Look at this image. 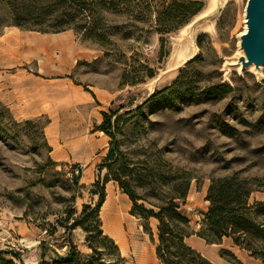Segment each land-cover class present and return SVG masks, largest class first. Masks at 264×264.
<instances>
[{
  "label": "rangeland",
  "instance_id": "1",
  "mask_svg": "<svg viewBox=\"0 0 264 264\" xmlns=\"http://www.w3.org/2000/svg\"><path fill=\"white\" fill-rule=\"evenodd\" d=\"M54 1L42 7L48 12L44 25L71 28L42 33L13 25L9 7L0 0V36L13 35L8 49L21 47L22 52V59L0 64V93L37 75L39 64L45 67L40 97H0L7 108L0 105V250L15 262L10 252L18 253L25 264L51 261L65 254L70 242L89 253L85 231L78 226L68 232L61 222L70 209L76 216L84 203H96L94 182L99 179L104 201L110 195L118 208H125L123 264H139L134 243L146 246L150 264H161L155 254L158 220L131 217L132 202L118 183L104 182L107 171L98 164L110 138L97 126L102 112L118 111L121 149L138 172L154 169L149 181L166 183L170 169L190 173L186 202L178 203L194 231L200 230L208 208L205 195L212 177L237 173L264 185V66L259 72L238 69L247 56L239 42L248 0H200L203 8L187 26L162 35L167 51L162 59L161 35L151 22L134 19L145 15L89 18L86 27L104 35L99 43L84 38V28L75 30L88 13L89 0ZM258 22L264 33V0ZM175 50L183 57L178 59ZM124 71L139 82L122 84ZM222 83L232 91L204 94L208 86ZM165 88L170 89L157 94ZM74 164L82 169L77 182L68 174ZM144 185L136 188L138 194L161 191ZM253 196L264 200V192ZM197 238L193 234L188 245ZM206 245L210 251L204 255L214 264H262L230 238Z\"/></svg>",
  "mask_w": 264,
  "mask_h": 264
},
{
  "label": "trees",
  "instance_id": "2",
  "mask_svg": "<svg viewBox=\"0 0 264 264\" xmlns=\"http://www.w3.org/2000/svg\"><path fill=\"white\" fill-rule=\"evenodd\" d=\"M1 1L9 7L13 25L23 30L48 33L71 28L69 25L67 27L44 25L42 16L48 12L42 11V7L51 0ZM57 1H54L55 4ZM88 6V13L83 15L84 20L76 29L74 27L76 32L85 29L84 38L96 40L99 43L104 38V35L97 33L95 28L89 25L86 27L90 24L89 18L95 15L105 13L131 16L133 12H138L145 15L144 19L143 17L142 19L133 18L142 24L151 22L150 27L161 35L159 56L162 59L167 56L166 39L162 35L186 25L202 10L203 3L200 0H89ZM152 15L153 20L150 18ZM114 29L119 31V27ZM146 74L152 77L154 72L152 69H147ZM127 76V71H124L122 84L139 82L131 81ZM169 89L165 88L157 94ZM231 91L232 87L228 83H222L208 86L204 94L221 96ZM153 96L148 100L156 98ZM0 105L7 110L4 105L1 103ZM139 109L140 106L137 107V110ZM102 116L103 121L97 126V130L104 132L110 139L108 150L98 164V169L107 171L104 177L105 183L109 180L116 181L128 196L132 202L131 215L146 221L149 218L158 220L155 254L161 264H214L186 243V238L193 234L211 244L221 243L223 238H230L235 246L264 264V200L253 196L256 192H264L261 179L246 178L237 173L212 177L205 195V201L209 203L208 208L204 213L200 230L194 231L189 227V219L178 203V201L183 204L186 202L192 179L190 173L170 169V177L166 183L159 185L158 181H152V179L149 181V178L154 176V169L138 172L136 168L130 166L131 160L121 149L122 144L118 135L121 132L122 116L118 114V111L102 112ZM126 120L129 119L123 121ZM75 169H78V173L72 170L70 177L77 182L82 170L79 164H76ZM146 183H152L153 189L161 191L147 196L138 194L136 188L145 187ZM94 186L97 189L93 193L98 195L96 203L93 205L84 203L81 212L76 216V212L70 209L65 220L61 222L68 232L78 226L81 227L85 231V242L91 251L82 253L73 242H70L65 254H56L51 261L42 259L37 264H123L124 258L118 245L102 229L100 209L105 197L104 186L99 179L94 182ZM140 201L144 203H139ZM145 203L150 207H147ZM10 253L19 261L15 262L13 259L6 258L5 255L9 252L0 250V264H25L18 253Z\"/></svg>",
  "mask_w": 264,
  "mask_h": 264
},
{
  "label": "bare ground",
  "instance_id": "3",
  "mask_svg": "<svg viewBox=\"0 0 264 264\" xmlns=\"http://www.w3.org/2000/svg\"><path fill=\"white\" fill-rule=\"evenodd\" d=\"M261 7H262V3H261ZM261 7H260V10H261ZM246 21L247 19L245 17L244 19L245 26H244V30L242 31V38L239 42L240 47H242L244 50H245L244 36L247 33ZM174 55L178 59L183 57L182 55L179 54L178 50L174 51ZM255 64L256 63H249L248 57L245 56L244 60L238 63V69H242V70L246 69V70H253L255 72H259L258 70L264 66V63H259L256 65ZM124 197L130 202L126 194H124ZM100 217L104 223L102 226L104 231H106L108 235L112 239H114V241L119 247L121 254L126 253L127 248H128V243H127V238H126L124 225H123L124 222L126 221L125 208H122V207L118 208L117 202L110 195H107L100 209ZM131 217H134V216L131 215ZM127 228L129 232H133L134 230V225L128 220H127ZM134 249H135V252L139 256L138 258L139 264H150V257L147 256V249L144 244L134 243Z\"/></svg>",
  "mask_w": 264,
  "mask_h": 264
},
{
  "label": "crops",
  "instance_id": "4",
  "mask_svg": "<svg viewBox=\"0 0 264 264\" xmlns=\"http://www.w3.org/2000/svg\"><path fill=\"white\" fill-rule=\"evenodd\" d=\"M10 39H14L13 35L0 36V64L16 58L22 59L21 47H17L16 49L13 48L14 51H11L12 49L9 50L10 48L7 47V43L10 42ZM34 49L36 50L38 48L36 47ZM39 54L40 53H38V55ZM44 70L45 67L39 64L36 70L37 75H34L33 77H25L24 81L19 79V83L15 84L10 90H6L5 92L1 91L0 97H40L39 94L43 91L42 80H44L43 76H45ZM39 85H41V89ZM0 89H2V86H0ZM191 237L192 235L186 238V243ZM190 246L199 251L203 256L210 251L208 245H206V241L200 237L192 240Z\"/></svg>",
  "mask_w": 264,
  "mask_h": 264
},
{
  "label": "water",
  "instance_id": "5",
  "mask_svg": "<svg viewBox=\"0 0 264 264\" xmlns=\"http://www.w3.org/2000/svg\"><path fill=\"white\" fill-rule=\"evenodd\" d=\"M262 0H248L246 11L247 33L244 36L245 52L249 63H264V33L259 25Z\"/></svg>",
  "mask_w": 264,
  "mask_h": 264
},
{
  "label": "built area",
  "instance_id": "6",
  "mask_svg": "<svg viewBox=\"0 0 264 264\" xmlns=\"http://www.w3.org/2000/svg\"><path fill=\"white\" fill-rule=\"evenodd\" d=\"M75 166H76V164H74V165H72L71 167H70V170H69V172H68V174L71 176L72 175V170H76V172L78 173V169H75ZM80 166V165H79ZM80 168H81V166H80ZM82 170V169H81Z\"/></svg>",
  "mask_w": 264,
  "mask_h": 264
}]
</instances>
